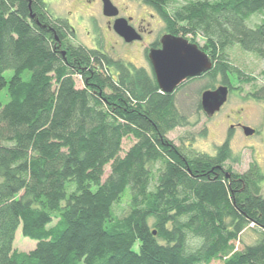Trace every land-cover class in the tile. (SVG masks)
Masks as SVG:
<instances>
[{
    "label": "trees",
    "instance_id": "trees-1",
    "mask_svg": "<svg viewBox=\"0 0 264 264\" xmlns=\"http://www.w3.org/2000/svg\"><path fill=\"white\" fill-rule=\"evenodd\" d=\"M143 1L167 34L206 40V76L229 91L246 79L230 48L264 61V0ZM31 9L0 0V264H264L260 168L226 167L229 140L214 155L175 146L168 134L186 119L152 69L73 43L46 0ZM20 227L34 250L14 249ZM248 229L259 238L237 249Z\"/></svg>",
    "mask_w": 264,
    "mask_h": 264
},
{
    "label": "rangeland",
    "instance_id": "rangeland-1",
    "mask_svg": "<svg viewBox=\"0 0 264 264\" xmlns=\"http://www.w3.org/2000/svg\"><path fill=\"white\" fill-rule=\"evenodd\" d=\"M111 1L119 10L120 17L131 18L130 23L134 29L143 28L140 41L127 45L112 27L109 28V19L103 14L102 0H46V3L54 17L67 19L75 33L72 38L73 43L82 44L88 48L101 47L115 60H122L151 73L153 67L148 60L149 49L158 44L167 34L163 20L143 0ZM262 19V15H255L247 24L256 26ZM195 44L201 49L207 45L206 40L201 36L196 38ZM228 54L230 63L243 72L245 76L243 78H254L255 81L232 80L233 87L226 104L212 117H208L199 105L203 92L215 90L221 85L220 77L213 82L210 77L204 75L180 86L174 92L175 101L186 120L183 126L171 131L168 138L175 146L185 149L193 148L195 152L210 155H214L217 148L229 140L233 157L226 163V167H230L237 174H244L255 166L264 174V100H256L251 96L255 90L254 87L264 86L262 78L264 61L254 54L245 52L239 46L230 48ZM11 76V71L5 73L7 80ZM25 78H28V74H25ZM211 85L215 89H212ZM77 87H82L79 78H77ZM0 99L3 104L8 103L6 89L0 91ZM239 124L254 129L255 134L247 137ZM132 145L133 140L124 139L121 155L124 156ZM109 171L107 168L106 173L108 174ZM262 194L264 195V180ZM125 206V204L117 206L116 213H122ZM258 238L257 231L248 229L243 233L241 242L236 243V248L241 249L244 244H253ZM36 245V241L24 237L21 227L17 230L14 249L29 252L34 250ZM212 264L222 263L218 261Z\"/></svg>",
    "mask_w": 264,
    "mask_h": 264
},
{
    "label": "water",
    "instance_id": "water-1",
    "mask_svg": "<svg viewBox=\"0 0 264 264\" xmlns=\"http://www.w3.org/2000/svg\"><path fill=\"white\" fill-rule=\"evenodd\" d=\"M24 1L28 2L31 17L34 18L31 9L32 0ZM102 4L105 17H118L119 10L111 0H102ZM113 29L126 43L141 40V35L124 18H117ZM160 43L161 48H153L149 51L148 59L155 72L159 88L165 94L174 93L186 81L203 76L214 66L208 54L183 36L165 34ZM228 96L227 86H219L215 90L203 92L201 98L203 112L208 117L214 116L226 104ZM243 131L247 137L255 134V130L250 127L244 126Z\"/></svg>",
    "mask_w": 264,
    "mask_h": 264
},
{
    "label": "flooded vegetation",
    "instance_id": "flooded-vegetation-1",
    "mask_svg": "<svg viewBox=\"0 0 264 264\" xmlns=\"http://www.w3.org/2000/svg\"><path fill=\"white\" fill-rule=\"evenodd\" d=\"M117 18H123V17H120V12H119V15H118V17H116V18H108L109 20H108V25H109V28H113V25H114V22L116 21V19ZM124 19H126L128 22H129V25H131V23H130V21H131V18H124ZM132 26V25H131ZM133 27V26H132ZM134 28V27H133ZM136 29V28H135ZM114 30V29H113ZM136 31L141 35V39H142V36H143V28H137L136 29ZM118 35V34H117ZM118 37H120L119 35H118ZM121 38V37H120ZM123 41H124V39L123 38H121ZM126 43V42H125ZM160 43V42H159ZM127 45L129 44V43H126ZM131 44V43H130ZM154 48V47H153ZM153 48H151V49H153ZM159 48H161V43H160V46L159 47H157V48H154V49H159ZM151 49H149V51L151 50ZM211 58V57H210ZM149 60V59H148ZM207 74V73H206ZM206 74H204L205 76H206ZM203 75V76H204ZM191 80H193V78L192 79H189L188 81H191ZM188 81H186L184 84H186ZM183 84V85H184ZM183 85H181V86H183ZM231 91H229V93H230ZM202 98V97H201ZM200 105H201V102H200ZM223 108V107H222ZM201 109H202V106H201ZM203 110V109H202ZM217 114V113H216ZM215 114V115H216ZM239 126L243 129V125L242 124H239ZM256 132V131H255Z\"/></svg>",
    "mask_w": 264,
    "mask_h": 264
}]
</instances>
